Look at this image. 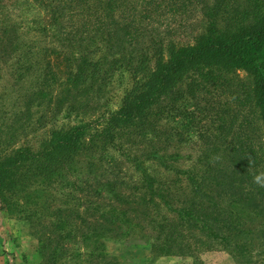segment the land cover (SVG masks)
<instances>
[{
    "label": "trees",
    "instance_id": "obj_1",
    "mask_svg": "<svg viewBox=\"0 0 264 264\" xmlns=\"http://www.w3.org/2000/svg\"><path fill=\"white\" fill-rule=\"evenodd\" d=\"M35 1L44 9L38 32L49 45L33 95L48 98L54 116L64 109L86 115L89 96L118 68L132 71L134 83L107 115L56 128L36 150L0 152V201L55 183L86 158L91 170L100 162L108 173L96 182L98 192L118 203L102 212L105 224L85 226L98 237H121L148 223L156 232L151 263L220 247L240 264H264V0ZM201 5L204 31L191 44L166 48L161 28L194 16ZM92 33L101 46L97 57L82 49ZM192 132L200 154L177 168L178 153L169 147ZM111 152L125 157L134 176L103 167ZM148 161L175 172L171 186L147 172ZM73 213L85 221L80 209ZM47 231L48 225L36 233L41 253L51 249ZM82 234L87 246L105 253L104 240Z\"/></svg>",
    "mask_w": 264,
    "mask_h": 264
},
{
    "label": "rangeland",
    "instance_id": "obj_2",
    "mask_svg": "<svg viewBox=\"0 0 264 264\" xmlns=\"http://www.w3.org/2000/svg\"><path fill=\"white\" fill-rule=\"evenodd\" d=\"M43 16L44 9L35 0H0V152L18 147L36 150L50 139L56 128L107 115L118 109L123 96L134 83L132 71L118 68L106 85L101 86V92L89 96L92 98L86 115H75L64 109L54 116L52 107H48V98L39 102L33 95L44 73L40 55L42 49L49 45L48 36L38 32L39 19ZM204 28L201 5L194 16L162 27L160 37L166 48L170 43L191 44ZM91 36L92 40L86 39L82 49L95 55L101 46L96 42L95 34ZM164 56L169 59V50L166 49ZM200 151L201 143L194 132L187 141H174L169 147V152L178 153V161L173 164L180 169L195 162ZM111 154L104 158L103 167L108 166L112 173L127 175V180L130 175L134 176L125 157L116 152ZM87 164L88 160L81 158L73 170H67L55 179V183L36 185L19 194H6L8 202L0 201V264H240L220 247L197 253L196 257L161 256L151 263V243L156 232L146 222L144 229L134 227L121 237L114 234L98 237L97 230L88 229H94L95 222L97 225L105 224L102 212L112 210L118 203L110 201V194L98 192L101 186L96 182L102 183L108 175L103 174L100 162L93 170ZM159 164L148 161L147 172L162 178L167 187L171 186L175 172L167 173ZM77 208L86 218L84 222L73 213ZM39 217L41 221L37 220ZM89 223L91 226L86 229ZM43 225H48L50 233L47 231L46 237L52 239L51 249L45 253L40 252L36 234L44 230ZM67 232H71L69 236H66ZM89 232L92 241L97 237L105 241V253L95 248L98 244L87 246L83 242L82 233Z\"/></svg>",
    "mask_w": 264,
    "mask_h": 264
}]
</instances>
